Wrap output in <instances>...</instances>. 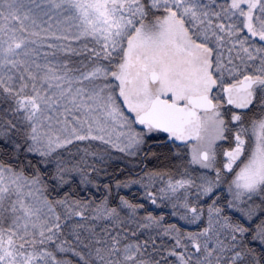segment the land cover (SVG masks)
<instances>
[{
	"label": "snow or ice",
	"instance_id": "snow-or-ice-1",
	"mask_svg": "<svg viewBox=\"0 0 264 264\" xmlns=\"http://www.w3.org/2000/svg\"><path fill=\"white\" fill-rule=\"evenodd\" d=\"M0 264H264V0H0Z\"/></svg>",
	"mask_w": 264,
	"mask_h": 264
}]
</instances>
